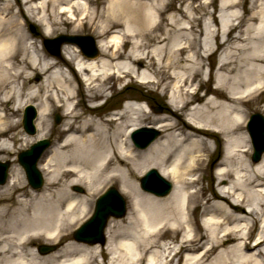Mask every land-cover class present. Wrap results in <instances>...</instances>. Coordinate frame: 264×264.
<instances>
[{"label":"bare ground","instance_id":"6f19581e","mask_svg":"<svg viewBox=\"0 0 264 264\" xmlns=\"http://www.w3.org/2000/svg\"><path fill=\"white\" fill-rule=\"evenodd\" d=\"M177 1L176 13L164 15L172 0H0V154L14 150L13 140L25 147L45 138L50 109L63 116L61 135L38 161L43 185L32 188L15 165L0 185V264H264V153L257 162L247 157L242 108L264 89V0H250L249 8L219 0L217 13L203 9L201 17L199 5ZM240 7L249 11L242 28ZM28 21L40 25L41 36L61 33L63 25L89 27L97 53L64 43L62 55L53 56L37 46ZM207 65L214 85L204 95L194 83L206 86ZM35 73L40 81L29 83ZM110 77L163 85L168 106L154 115L127 102L108 116L93 100L106 95ZM27 104L37 109L33 136L19 129L17 115ZM147 126L160 134L136 147L131 132ZM210 138L223 139L225 148L207 196L196 184ZM149 168L172 182L167 194L138 186ZM114 180L129 206L108 220L105 243L71 237L93 197ZM73 185L88 192H72ZM191 205L206 212L203 233L192 223ZM168 231L180 237L166 241ZM41 239L58 246L41 253Z\"/></svg>","mask_w":264,"mask_h":264},{"label":"rangeland","instance_id":"374dc122","mask_svg":"<svg viewBox=\"0 0 264 264\" xmlns=\"http://www.w3.org/2000/svg\"><path fill=\"white\" fill-rule=\"evenodd\" d=\"M190 1H192V5L193 6L194 5H199L197 10H196V15L200 16V17L203 15V12H204L203 9L210 10L212 12H216L217 13L218 8H219V0H212V4L209 5L208 7H203L204 5L202 3V0H190ZM242 1L244 2V6L243 7L249 8L251 6L250 5V0H242ZM144 2H145V4H149V0H144ZM179 4H180L179 1L172 0L171 6L167 7L164 10V15H167L169 13H176V9L179 6ZM238 11H239V13H241V15L243 17L242 20L239 23L240 28H242L243 24L245 22L244 19L248 17L249 11L247 9L244 11V8H242V7H240L238 9ZM75 15H76V17L78 16L77 13ZM25 28L28 31H30V32L34 33L35 35H37L35 37L36 44H37V46L39 48H42V49H47V47H45L44 43H43V40L45 38H49V37L52 38V37H55V36H57L58 34H61V33H64V34H85V35H89V36H91L94 39V42H95L94 33L91 31V29L89 27H86V26L84 28H82V29H79V30H72V29H69V27L67 25H63V29H62L61 33H53L50 36H41L39 34V31L41 29L40 25L38 23L33 22V21H28L25 24ZM32 28L34 30H32ZM114 30H122V28L119 27V26L118 27H113L112 31H114ZM112 31H110V32H112ZM110 32L107 34L108 36L111 34ZM62 46H64V45L62 44L60 46V54L59 55H62ZM95 46L98 49V47L96 45V42H95ZM127 48H128V46L124 47V50H127ZM51 53L53 54V56H57L55 50L54 51L51 50ZM217 57H218V53L216 52L214 54V56H213V60L215 61L217 59ZM206 62H208V61L206 60ZM147 74L150 75V76L153 75L150 71H147ZM39 81H40V76H39V74L35 73V74H33L32 79L29 81V83H36L37 84ZM209 84H210V86L213 84V79L210 78V83L207 82L206 86L202 87L203 90H204L203 92H205V93H203L204 95L207 93V88L206 87L209 86ZM108 94H111V96L108 95ZM108 96H110V97H108ZM105 98H107V100L105 101V104L102 106L103 110H105V112H106V110L111 109V108H119V107H121L122 106V101L124 99H126V98H134V99H138L140 101L141 105L149 106L151 111H152V113L154 115H159V114H163L164 110L168 106V103L170 101V92H169L168 88H163V85H160V86L146 85V84H142L138 80H129L128 78H123V79H120L118 81H116V80L113 81L112 87L106 90ZM76 99H79V97H76L75 100ZM93 101H95V100H93ZM25 106L20 108V110L18 112V115H17V117L19 118V121H20L19 129H20L21 132H22V130H24L23 126L21 125V121H22L23 110H24ZM242 108L245 111V113L247 114L244 124H246L248 116L250 114H252L253 112H259V113H261L264 116V90L259 92L255 97H253L251 100L247 101L244 105H242ZM57 112L60 114V117H61L60 118L61 120L58 123H56L55 120H54L55 113H57ZM182 114L184 115L183 111H182ZM62 118H63V116L61 114V110L60 109H58L57 107H54V108L50 109V111L48 113V128L46 129V138H49L50 141H51L50 146H51L52 141L54 140V138H57V137H59L61 135L60 130L58 128H60V123L62 121ZM148 121H149V119L144 121V124L146 125V122H148ZM34 124H35V120H34ZM35 127H36V125H35ZM244 129H246L245 125H244ZM35 133H36V131H35ZM27 134H29V133H27ZM34 134H29V135L33 136ZM209 140H210V145H211V153H210L209 156H205L204 157V161L202 163L200 171L197 173V175H200V183L196 185V188H199V186H202L203 191H204V195L206 194L207 196L210 195V193H211V188L210 187H211V185L213 183L212 171L216 167L217 162L219 160H221L223 152H224V148H225V142H224L223 139L210 138ZM10 142L12 143V140ZM13 142H14V145H13L14 146L13 147L14 150L11 153H8V154H4V153L0 154V156H4L3 158H0V160H2V161L10 160L11 167L13 165H15V167H20V169L24 173L23 168L17 162V157H16L17 153L21 149L23 150V149L28 148L35 141L32 142V143H28V145L25 146V147L22 146V145H19L20 144L19 142H15L14 140H13ZM47 149H45V150H47ZM43 153L41 154V156L43 155ZM251 154H252V148H251V152L247 153V157H249L250 160H251ZM41 156H40V158H41ZM37 165H38V163H37ZM41 174L43 176V183H44V174H43V172H41ZM24 175H25V173H24ZM43 183H42V185H43ZM109 186L116 187L118 189V191L120 192L119 183H118L117 180H114L112 182H108L103 187V189H101V191H99L93 197V207H92L91 212L87 215V217H89L91 215L92 211H93L96 198ZM138 186H139V184H138ZM76 187L81 188L82 191L77 190ZM71 191L72 192H76V193H80V194H84V195L88 192L86 190V188L84 187V185H73L72 188H71ZM121 194L126 199L127 211H128L129 198L125 194H123V193H121ZM200 194H201V192H200ZM1 201H2V197L0 196V203H1ZM205 215H206V212H203V208L202 207L194 208V205H191V207H190V218L193 221L192 223H194L195 226L198 227V230L200 232H202V233L204 232V228H203L201 222H202V218ZM78 224L79 223L73 225L69 229V231L71 232V234H70L71 237H72L73 230L75 229V227ZM256 231L257 230L255 229V224H254V227L252 228V231L250 233L251 237H253V235H254V233ZM179 237H180L179 232L177 234H174L173 232H169L168 231L165 234L163 239L166 240V241L167 240L173 241L172 240L173 238L177 239ZM224 241H225L224 242L225 244H228V243L229 244H235L236 243V242H232V238H225ZM40 244L50 245V244H54V243H51V242L46 241L44 239H41V240H38L37 245H36V249H38V246ZM54 245H56V248H57L58 245L57 244H54ZM182 255H183V252H182ZM177 257H176V260H177Z\"/></svg>","mask_w":264,"mask_h":264},{"label":"water","instance_id":"95a60500","mask_svg":"<svg viewBox=\"0 0 264 264\" xmlns=\"http://www.w3.org/2000/svg\"><path fill=\"white\" fill-rule=\"evenodd\" d=\"M45 42L48 47L54 45L57 49L62 42H73L78 44L84 53L92 55L97 53L91 36L61 35L54 40H46ZM35 115L36 111L34 107L28 105L24 110L23 116V127L28 133H34L35 131L33 123ZM55 120L56 122L60 120L58 114ZM247 129L254 148L252 160L258 161L264 152V117L258 112L251 114ZM158 134L159 131L155 128L141 127L132 133V139L137 147L142 148L148 145ZM48 145L49 140H38L29 149L18 153V162L23 166L26 176L33 187H39L42 183V176L36 167V162L42 151ZM8 165V161L0 162V183H3L6 179ZM140 186L144 190L164 195L170 191L171 183L164 179L155 168H151L140 178ZM77 189L81 190L80 188ZM125 209L124 198L114 187H111L105 194L98 198L93 216L74 232V238L89 243H103V229L108 217L110 215L115 217L123 216ZM53 248V246L45 245L39 247L41 252H48Z\"/></svg>","mask_w":264,"mask_h":264}]
</instances>
